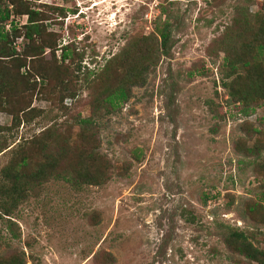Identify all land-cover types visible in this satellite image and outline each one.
I'll return each mask as SVG.
<instances>
[{"label": "rangeland", "instance_id": "374dc122", "mask_svg": "<svg viewBox=\"0 0 264 264\" xmlns=\"http://www.w3.org/2000/svg\"><path fill=\"white\" fill-rule=\"evenodd\" d=\"M16 1L0 0V15L10 13L0 21L10 33L1 48L14 51L0 54V182L7 166L38 153L52 127L79 148L76 120L90 115L84 143L104 158L108 176L97 185L48 179L29 191L0 218V256L18 254L23 264H248L221 233L243 231L264 248V224L247 209L264 190L252 164L264 151L243 154L259 137L243 127L260 128L264 111L238 112L230 102L223 83L234 74H226L223 48L258 25L264 0H28L41 20L33 41L22 36L27 17ZM243 18L248 27L235 23ZM164 21L169 50L149 63ZM134 62L147 67L128 97L94 109Z\"/></svg>", "mask_w": 264, "mask_h": 264}, {"label": "trees", "instance_id": "16d2710c", "mask_svg": "<svg viewBox=\"0 0 264 264\" xmlns=\"http://www.w3.org/2000/svg\"><path fill=\"white\" fill-rule=\"evenodd\" d=\"M23 7L15 12L25 14L27 17V23L22 27L25 28L22 36L33 41L34 35H40L41 20L36 19L37 11L30 7L28 0H21ZM34 1V0H33ZM13 2H18L13 0ZM262 14L260 22L255 26L249 34H246V27L242 31L243 38L239 41L235 39L240 38L234 34V38L222 47V40H219L215 44L216 48L224 49V61L226 62L228 73L234 74L233 79L228 83H223L226 87L229 95L230 102L238 103V112L246 113V110L254 109L255 106H262L264 111V2L262 6ZM10 16L9 9L4 8L0 15V21L8 20ZM235 23H240L241 26H249V21L243 18L242 21L236 20ZM234 23V24H235ZM27 24V25H26ZM248 24V25H247ZM2 28V27H1ZM12 35L18 36V29L13 24L11 25ZM10 31V32H11ZM9 31L0 29V43L10 42L8 38ZM248 35V36H247ZM227 36V35H226ZM170 33L167 27L166 21L163 22L162 28L158 31V40H155V47L152 49V54L149 63H153L152 60L156 52L159 54H167L169 50ZM46 44V43H45ZM44 45L39 46L38 53H41ZM67 45L61 47V58L65 59L67 53L65 50ZM13 49L3 50L0 44L1 56H8L13 54ZM23 52L37 54L36 48L27 49L24 47ZM144 61L147 58H143ZM147 61V60H146ZM137 62V61H136ZM142 62L131 63L127 73L121 80H118L111 88H103L102 93L105 95L101 98L99 104H93L94 109H99L100 105H108L113 107L120 100H125L128 96V90L130 86L141 80V72H143L147 66H142ZM238 70L237 74L235 71ZM241 71V75H239ZM225 77H228L227 75ZM92 122L91 115L87 117L78 118L76 123L79 125L80 130L78 136L83 138V142L80 143L79 148L72 150L73 147L69 144V137L67 135L61 136L57 129L51 128L50 133L45 132L44 143L37 142L38 153L33 157H27L23 155L17 165L7 166L2 170V177L0 182V218L3 215L12 214L14 209L20 202H23L28 192L35 190L43 182L48 179H63L72 185L79 184L81 182L89 184H100L107 179L106 165L103 164V157L96 152L95 148L87 147V142L84 143L85 138H89L86 135V127ZM260 128L251 126L249 129L243 127L246 132H253L258 134L257 143L251 148L244 147L245 155H260L264 151V115L260 118ZM39 143L41 145H39ZM76 145V144H74ZM73 145V146H74ZM257 156V157H258ZM33 159L34 165L31 166ZM62 161H66L67 167L58 169V164ZM255 170L264 174V161H260L257 158L252 160ZM32 167V168H31ZM69 169V170H68ZM255 201H250L248 204V212L254 215L255 220L264 224V206L261 201L264 202V190H261L257 194ZM11 225L13 223L7 220ZM223 242L226 247L233 253L243 256L248 264L253 262L254 264H264V248H260L254 245L243 231L231 229L228 232L221 233ZM0 264H23L22 256L14 254L11 256H0Z\"/></svg>", "mask_w": 264, "mask_h": 264}]
</instances>
